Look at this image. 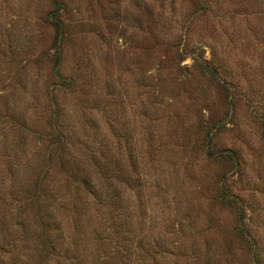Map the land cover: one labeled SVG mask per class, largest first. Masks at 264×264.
Masks as SVG:
<instances>
[{
    "label": "rangeland",
    "instance_id": "obj_1",
    "mask_svg": "<svg viewBox=\"0 0 264 264\" xmlns=\"http://www.w3.org/2000/svg\"><path fill=\"white\" fill-rule=\"evenodd\" d=\"M0 264H264V0H0Z\"/></svg>",
    "mask_w": 264,
    "mask_h": 264
},
{
    "label": "trees",
    "instance_id": "obj_2",
    "mask_svg": "<svg viewBox=\"0 0 264 264\" xmlns=\"http://www.w3.org/2000/svg\"><path fill=\"white\" fill-rule=\"evenodd\" d=\"M56 22V28L57 29H60V27H61V21H55ZM226 117H228V116H226ZM223 120H225V119H223ZM223 120H220L219 122H217V124H215L216 125V128H218L219 126H221V125H224V126H226L228 123H224L223 122ZM215 134H213V136H214ZM56 136L59 138V143L60 142H62V140H63V137H62V135H60L58 132H56ZM217 157H219V158H222V159H226V160H228V161H230V162H232V164H233V167H239V163H238V161H237V156L234 154V152L232 151V150H224V151H220L219 153H218V155H217ZM228 177L229 176H225V180H224V187H226L227 185H228V182H229V180H228ZM221 194L223 195V197L224 198H229V197H231V194H230V192L229 191H222L221 192ZM231 199V198H230Z\"/></svg>",
    "mask_w": 264,
    "mask_h": 264
}]
</instances>
